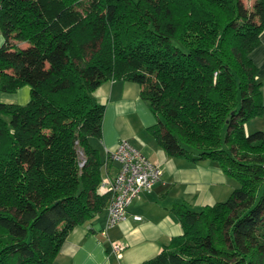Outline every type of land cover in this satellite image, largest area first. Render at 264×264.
Listing matches in <instances>:
<instances>
[{
    "label": "trees",
    "instance_id": "1",
    "mask_svg": "<svg viewBox=\"0 0 264 264\" xmlns=\"http://www.w3.org/2000/svg\"><path fill=\"white\" fill-rule=\"evenodd\" d=\"M0 29V90L30 93L0 102V264H51L107 206L92 92L116 79L139 85L170 156L238 183L213 205L173 206L181 235L139 264H264V130L245 131L264 114L250 56L264 0H0Z\"/></svg>",
    "mask_w": 264,
    "mask_h": 264
},
{
    "label": "crops",
    "instance_id": "2",
    "mask_svg": "<svg viewBox=\"0 0 264 264\" xmlns=\"http://www.w3.org/2000/svg\"><path fill=\"white\" fill-rule=\"evenodd\" d=\"M3 42L0 29V47ZM17 46L23 48L27 43L17 42ZM250 56L259 67L258 74L264 73V31ZM92 96L104 105L101 139H91L101 160L106 162L108 152L119 140L127 139L151 162L160 166L162 175L151 189L130 202L126 218L118 224L106 227V206L89 221L73 227L51 264H139L156 256L174 237L181 235V224L173 213V206L179 203L189 208L213 205L236 187L235 181L215 161L191 163L170 156L149 131L156 120L148 103L141 98L137 83L107 80L92 92ZM29 99L28 85L13 92L0 90V102L3 103L25 105ZM115 166L108 163L106 169L103 167V175L113 173ZM134 215L141 216V220L133 219ZM112 241L124 245L121 257L112 252Z\"/></svg>",
    "mask_w": 264,
    "mask_h": 264
},
{
    "label": "built area",
    "instance_id": "3",
    "mask_svg": "<svg viewBox=\"0 0 264 264\" xmlns=\"http://www.w3.org/2000/svg\"><path fill=\"white\" fill-rule=\"evenodd\" d=\"M107 158L104 168L108 162L116 163L115 170L111 174L104 173L98 193L109 196L106 227H111L126 218L127 207L135 197L160 180L162 169L127 139L119 140ZM133 219L141 220V216L134 215ZM123 249L120 241L111 242V250L117 257H121Z\"/></svg>",
    "mask_w": 264,
    "mask_h": 264
},
{
    "label": "rangeland",
    "instance_id": "4",
    "mask_svg": "<svg viewBox=\"0 0 264 264\" xmlns=\"http://www.w3.org/2000/svg\"><path fill=\"white\" fill-rule=\"evenodd\" d=\"M253 2H254V0H240V3L243 6V8L248 10V11L251 10ZM257 67H258V65H257ZM258 77H259L260 81L262 82V89H264V73H262V71H261L260 74H258ZM256 130H264V114L257 115L255 117L249 119L247 121V123L245 124L246 133H251V132H254ZM114 164L116 165V163H114ZM234 184H235V186L238 185V183L236 181L234 182ZM231 190H230V192H231ZM228 194L225 195L224 197H222L223 198L222 201H224L227 198ZM199 208L200 207H196V208L194 207L193 209H199Z\"/></svg>",
    "mask_w": 264,
    "mask_h": 264
}]
</instances>
